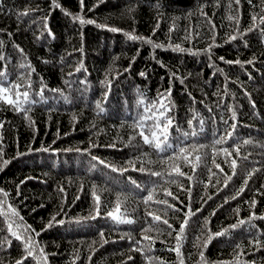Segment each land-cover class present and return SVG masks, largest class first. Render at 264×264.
Listing matches in <instances>:
<instances>
[{
	"label": "trees",
	"instance_id": "obj_1",
	"mask_svg": "<svg viewBox=\"0 0 264 264\" xmlns=\"http://www.w3.org/2000/svg\"><path fill=\"white\" fill-rule=\"evenodd\" d=\"M262 17L264 0H0V83L34 101L0 99V264H264ZM168 119L169 146L144 144Z\"/></svg>",
	"mask_w": 264,
	"mask_h": 264
},
{
	"label": "snow or ice",
	"instance_id": "obj_2",
	"mask_svg": "<svg viewBox=\"0 0 264 264\" xmlns=\"http://www.w3.org/2000/svg\"><path fill=\"white\" fill-rule=\"evenodd\" d=\"M81 2V5L83 6V0H80ZM236 3L238 4L239 3V0H236ZM27 13H24V15H26ZM231 19V17H229ZM74 19H80L79 17H74ZM255 19V17L253 18ZM262 19V22H264V17L261 18ZM80 22L81 23H93V21L91 20H88V21H84L83 19H80ZM117 29H112V31H116ZM130 39H143V38H140V37H136V36H129ZM232 39H236L235 36L232 37ZM148 43H152L151 40H148L147 41ZM155 47H161L160 45H154ZM176 49H178L179 51H184V49H181L179 48V46L177 45L176 46ZM141 75H143V73H141ZM15 88L19 89L21 87V85H15L14 86ZM30 87V85H29ZM43 90H41L42 92ZM9 93V88L8 87H4V86H0V99H4L6 103H8L9 105H14V107L17 109V110H20L21 109V105L22 103L24 104H31V103H34L33 100L29 99V92L28 91H24L23 93H20V92H17V99L15 101H13L12 99H10L6 94ZM21 96L23 97V100L21 101ZM161 108H164L165 105L163 103H161L160 105ZM143 123L144 121L141 120L139 121V124L138 126H141L143 127ZM172 121L170 119L167 120V124H165L163 127H161L160 123L159 122H156L155 123V128L157 129H160V131L165 134L164 135V140L163 141H160L159 138L157 137V134H156V131H153L152 129H149L150 133H151V139L149 137V135H146L145 132L143 130H141L139 132V136L142 137L143 139V143L146 144V145H150V146H153L155 147L157 150H160V151H163L165 150L169 145L167 143V130H168V127L171 125ZM221 141H217V143H220ZM181 152H185L186 149L181 147L180 149ZM226 153H227V150L225 149L224 150ZM195 159L197 161H200L201 160V156L200 155H197L195 157ZM103 163V162H101ZM231 166L233 169H235L236 167V161L235 160H232L231 162ZM217 167H219V165H217ZM115 170V169H113ZM175 172L177 175H183V173L180 171L179 167L175 168ZM153 175H157L159 176L160 173H153ZM243 189H241L242 191ZM168 195H171V193H168ZM234 198V197H233ZM152 199V195L149 194L148 197H147V200H151ZM96 200L97 202H99V197L97 196L96 197ZM147 202V201H146ZM163 203H166V201H163ZM15 214V213H13ZM109 215H112V213H109ZM151 215V214H150ZM54 219V218H53ZM113 219H117V217L113 216ZM152 219L154 221H160V217L159 216H153ZM121 222H127V223H132L131 220H127V221H124L122 220ZM164 224H167L168 222L165 220L163 221ZM240 223H244V221H240ZM169 227H171V225H168ZM11 227V225L9 226ZM233 228L237 227V225H232ZM151 230V229H149ZM184 231V226L182 225L181 228H180V233H183ZM224 233H218L217 235H223ZM13 235H16V233H13ZM19 238V237H17ZM144 239H149V237L145 236ZM181 239V236L180 235H177V240L179 241ZM175 251H177V253L179 254V247H177L176 249H174ZM28 255L30 256L31 255V251H29ZM131 259V258H130ZM17 264H21L20 261H17ZM181 264H183V262H181Z\"/></svg>",
	"mask_w": 264,
	"mask_h": 264
},
{
	"label": "rangeland",
	"instance_id": "obj_3",
	"mask_svg": "<svg viewBox=\"0 0 264 264\" xmlns=\"http://www.w3.org/2000/svg\"><path fill=\"white\" fill-rule=\"evenodd\" d=\"M0 86H3L1 83H0ZM9 98H10V95L9 94H6ZM113 216H119V214L118 213H114V214H112Z\"/></svg>",
	"mask_w": 264,
	"mask_h": 264
}]
</instances>
